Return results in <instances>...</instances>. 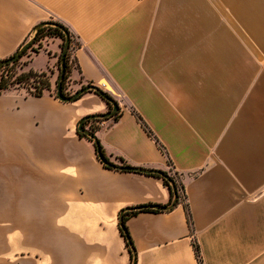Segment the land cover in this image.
Instances as JSON below:
<instances>
[{
	"label": "crops",
	"instance_id": "1",
	"mask_svg": "<svg viewBox=\"0 0 264 264\" xmlns=\"http://www.w3.org/2000/svg\"><path fill=\"white\" fill-rule=\"evenodd\" d=\"M49 20L80 41L73 82L121 108L96 131L110 160L169 170L170 159L181 174L193 227L182 203L130 216L136 264H200L195 240L203 264H264V0H0V60ZM61 42L44 38L20 66L47 71L51 90L0 94V264H130L121 211L170 192L106 167L78 135L108 106L94 92L56 97Z\"/></svg>",
	"mask_w": 264,
	"mask_h": 264
},
{
	"label": "trees",
	"instance_id": "2",
	"mask_svg": "<svg viewBox=\"0 0 264 264\" xmlns=\"http://www.w3.org/2000/svg\"><path fill=\"white\" fill-rule=\"evenodd\" d=\"M40 24H43V25L40 28H38ZM66 32H68V34L70 35V46L65 56V73H64V76L61 82V87H62V91L64 94H66L67 96H74L76 93L69 95L66 92V89H67V84L69 80L71 79V74L73 70L72 62L74 61L77 63V59H76V56H74L73 50L80 44L75 43L76 35L70 30V28L66 24H64L63 22L59 20L44 21L36 25L34 28V34L29 40H27L22 45H20L18 49L12 55L0 60V63H1L19 54L18 57L14 61L0 66V94L6 90L16 89L19 86L29 89L31 93L35 96H42L46 91L51 90L52 85H51V80H50V74L47 71H35L32 68H30L27 71H20L17 69V67L19 65L23 66L20 64V62L22 61V58L28 54L29 49H31L32 51H38V48L41 47L42 45L41 40H43L46 37L61 38L62 40L61 47L63 50L65 46V41H66ZM61 60H62V52L58 56L57 63H58L59 70H60ZM90 85H94V84H92L91 82L82 83L81 88H85ZM94 86H95V89L88 90L85 93L94 92L97 95H99L106 102L108 106V111H110L113 108V102H117V100L108 91L103 90L102 88L96 85ZM85 93H82L74 97L72 102L80 99ZM120 111H121V108L118 104V110L115 111L109 117L101 116L102 113L97 114V116H91V117L87 115L86 119L84 120L83 126L84 128L93 132V136H88L83 131H80L77 127L78 135L82 138H87L94 143L96 155L98 159L106 167L111 168V169H116L119 171L135 172V173H140V174H144L148 176H154L157 178H161L164 182V185L169 189V192H170V198L167 204H170L173 201L175 197V193L178 196L177 204L170 209L154 208L152 205H159V206H164V205L148 203V204H141L138 206L126 208L125 210L121 211L120 217H119L120 219L119 229H120L121 235L124 237L126 245L128 246L130 254H131L130 264H136V259H137L136 248L134 246L133 239L130 235V232L127 226V220L130 216L136 215L140 212L169 211V210L174 209L178 204L182 203L186 210L188 223L190 224L191 227H193V217H192V213L190 210L186 189L181 180V174L174 168V165L170 159H169V165H170L169 170H160V169L158 170V169H149V168L133 166L121 157H118V161H119L118 163H115L110 160L104 147L102 146V143L100 142L99 138L96 135V131L99 128L100 122L107 120L109 118H113L117 120L119 118ZM133 113L136 116L137 120L142 125V127L146 130V132L152 138H154L158 146L161 149H163L162 144L160 143L158 138L154 135L153 131L150 129L148 124L143 120V118L135 110H133ZM92 115H95V114H92ZM81 120L79 121V123L81 122ZM101 155H103L107 159V161L111 162V165H108L106 162H104L101 158ZM133 168H138V169L133 170ZM145 169L158 170L159 172L145 171ZM172 183L175 186V190H174V186L172 185ZM194 249H195L196 257L199 263L203 264L201 249L196 240L194 241Z\"/></svg>",
	"mask_w": 264,
	"mask_h": 264
},
{
	"label": "water",
	"instance_id": "3",
	"mask_svg": "<svg viewBox=\"0 0 264 264\" xmlns=\"http://www.w3.org/2000/svg\"><path fill=\"white\" fill-rule=\"evenodd\" d=\"M42 25L43 24H40L38 26V28H40ZM69 46H70V35L68 34V32H66V41H65V46H64V48L62 50V60H61V65H60V70H59V76H58L57 86H56V96L60 100H62V101H72L74 97H76V96H78V95H80L82 93H85L88 90L95 89V86L94 85H90V86H87L85 88H81L79 91L76 92V94L74 96H67L66 94L63 93L62 87H61V82H62L64 73H65V56H66V52H67ZM18 55L15 56V57H13V58H11V59H8L6 61L1 62L0 63V66L3 65V64H7L9 62L14 61L18 57ZM117 110H118V103L117 102H113V108L110 111H108L106 113H103L101 116H103V117H109V116H111ZM89 116L90 117L91 116H97V114H95V115H92L91 114ZM85 119H86V116L82 118L81 122L78 125V129L80 131H83L88 136H93V132H91L90 130L84 128V126H83V123H84V120ZM101 158L108 165H111V162L107 161V159L103 155H101ZM135 169H138V168H133V170H135ZM145 171L159 172L158 170H147V169H145ZM172 185L174 186L173 183H172ZM174 190H175V186H174ZM177 201H178V196L175 193V197H174L173 201L170 204H167V205H164V206H159V205H152V206L154 208L170 209V208L174 207L177 204Z\"/></svg>",
	"mask_w": 264,
	"mask_h": 264
},
{
	"label": "rangeland",
	"instance_id": "4",
	"mask_svg": "<svg viewBox=\"0 0 264 264\" xmlns=\"http://www.w3.org/2000/svg\"><path fill=\"white\" fill-rule=\"evenodd\" d=\"M75 43H79L80 44V41L77 39V38H75ZM34 53H31V55H33ZM32 56H30V57H26V58H24V60L23 61H21L20 62V64L21 65H28V63L31 61V58ZM43 62V57L41 56V57H39L38 59H37V63H42ZM72 66H73V70H75V69H77L78 68V65H77V63L76 62H72ZM17 69L18 70H20V65L17 67ZM77 83H80V80L79 81H75V82H73V80H72V78L69 80V82H68V84H67V89H66V92L70 95H72V94H75L80 88H81V85H82V83L80 84V85H78ZM56 86H57V84H56ZM56 86H55V89H54V94L56 95ZM17 88H22V86H19V87H17ZM106 112H108V110L106 111Z\"/></svg>",
	"mask_w": 264,
	"mask_h": 264
},
{
	"label": "built area",
	"instance_id": "5",
	"mask_svg": "<svg viewBox=\"0 0 264 264\" xmlns=\"http://www.w3.org/2000/svg\"><path fill=\"white\" fill-rule=\"evenodd\" d=\"M43 42V40H41V43ZM37 46V45H36ZM36 51H34V53H35Z\"/></svg>",
	"mask_w": 264,
	"mask_h": 264
}]
</instances>
